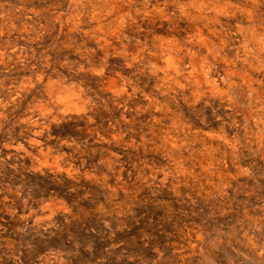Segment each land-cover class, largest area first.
<instances>
[{
    "label": "rangeland",
    "instance_id": "obj_1",
    "mask_svg": "<svg viewBox=\"0 0 264 264\" xmlns=\"http://www.w3.org/2000/svg\"><path fill=\"white\" fill-rule=\"evenodd\" d=\"M0 264H264V0H0Z\"/></svg>",
    "mask_w": 264,
    "mask_h": 264
}]
</instances>
